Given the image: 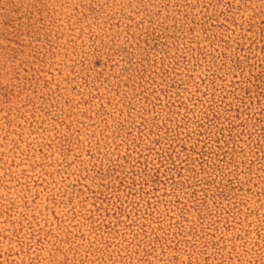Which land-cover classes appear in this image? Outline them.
I'll return each mask as SVG.
<instances>
[{
	"label": "rangeland",
	"instance_id": "rangeland-1",
	"mask_svg": "<svg viewBox=\"0 0 264 264\" xmlns=\"http://www.w3.org/2000/svg\"><path fill=\"white\" fill-rule=\"evenodd\" d=\"M0 264H264V0H0Z\"/></svg>",
	"mask_w": 264,
	"mask_h": 264
}]
</instances>
